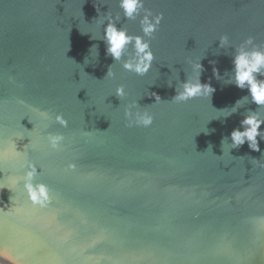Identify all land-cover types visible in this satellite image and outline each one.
<instances>
[{
	"label": "water",
	"instance_id": "water-1",
	"mask_svg": "<svg viewBox=\"0 0 264 264\" xmlns=\"http://www.w3.org/2000/svg\"><path fill=\"white\" fill-rule=\"evenodd\" d=\"M144 8L163 13L146 38L152 69L138 76L117 62L108 78L114 61L99 20L119 15L118 27L143 35L119 0H0V249L21 264H264V140L260 151L245 142L223 155L221 146L246 110L264 119V107L249 99L216 118L248 95L224 83L234 49L217 52L218 38L264 45V0ZM200 56L201 82L216 89L210 100L171 102L177 81L168 80H186L188 59ZM151 92L164 101L153 104ZM135 99L154 116L150 127L128 126L124 108ZM49 133L63 135L59 149ZM32 167V183L48 188L45 206L25 187Z\"/></svg>",
	"mask_w": 264,
	"mask_h": 264
},
{
	"label": "clouds",
	"instance_id": "clouds-1",
	"mask_svg": "<svg viewBox=\"0 0 264 264\" xmlns=\"http://www.w3.org/2000/svg\"><path fill=\"white\" fill-rule=\"evenodd\" d=\"M119 7L123 11V17L126 19L134 20L140 17L139 23L141 32L143 35L129 34L127 29L117 26L121 17L117 15L113 18L108 14L104 19L99 20L101 25H105L103 36L98 37L102 39L106 44V55L112 57L114 63L108 66V70L105 77L115 78L116 73L113 71V65L117 62H121V66L125 71L135 73L138 76H145L153 67V61L155 60L154 52L150 46V39L153 34L158 30L161 21L163 19V13L153 15L150 9L144 8V0H119ZM143 15L141 16V11ZM97 39V37H91ZM219 49L233 48L232 53V65L233 68L230 72H226L227 79L224 80L226 84H234L239 89H247L248 95H245L238 99L232 107H225L222 109H216L218 113L222 115L219 117H229L233 113H236L238 109L243 107L242 101L250 99L251 103H254L259 107H264V45H258L255 43L254 37L249 36L240 44H233L228 35H221L219 38ZM95 49V57L98 56V49L96 45H93L90 52ZM202 56L191 59L189 58L187 63L191 67L190 73H187V79L184 81L179 80L178 72L174 78L168 80V86L172 87V80L177 81L175 86L176 94L170 100L171 102H187L193 98H208L210 100L212 94L215 92V88L210 82H201V73L203 71V65L201 64ZM89 61L85 58V63ZM215 63V62H212ZM172 68V67H169ZM173 71V69H172ZM213 75L216 79L220 80L219 70L213 68ZM104 77V78H105ZM10 81L15 82L13 77H9ZM115 94L121 100L127 97L128 93L125 90V86L120 84L115 89ZM150 96L155 97V103L164 101L161 97L155 93H149ZM44 115H47L46 113ZM124 116L127 120L128 126H143L150 127L153 123L154 116L148 110L147 106L141 108L138 104V99L131 100L124 108ZM244 118L240 121V127L234 128L229 137H224L221 141L222 152L224 155L225 147L230 154V150L233 148H239L244 145L245 142L251 150L260 151L259 142L257 137L264 140V129H261V125L264 124V119L260 117L259 112L256 110H246L243 114ZM56 121L62 126L67 125V121L62 114H57ZM208 130L205 132L207 133ZM49 144L53 149H59L62 146L64 139L62 134L49 133ZM211 148V145H209ZM208 148V149H209ZM231 155V154H230ZM222 156V155H221ZM75 165H69L74 167ZM31 167V166H30ZM35 174V168L32 167L25 175V187L28 191L30 200L34 204L45 206L50 201L48 188L43 183L33 184L32 177ZM10 264H21V262L13 257L6 250L0 249V264L5 262Z\"/></svg>",
	"mask_w": 264,
	"mask_h": 264
}]
</instances>
